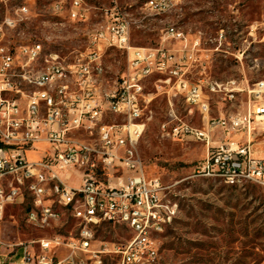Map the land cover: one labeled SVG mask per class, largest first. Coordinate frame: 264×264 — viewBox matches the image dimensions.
Returning a JSON list of instances; mask_svg holds the SVG:
<instances>
[{"label": "built area", "instance_id": "1", "mask_svg": "<svg viewBox=\"0 0 264 264\" xmlns=\"http://www.w3.org/2000/svg\"><path fill=\"white\" fill-rule=\"evenodd\" d=\"M113 2L105 22L87 32L85 50L73 59L47 52L41 42L10 40L17 20L7 16L0 21V220L9 206L28 198L26 220L37 230L59 226L64 211L77 222L75 235L39 238L29 244L0 240V259L5 262L106 264L117 256L115 264H163L160 237L179 217L181 207L175 198L177 183L165 184L147 174L139 152L147 125L146 82L159 77L191 108L208 114L203 86L186 76L188 67L202 59L198 54L202 34L189 40L181 28L170 25L161 46H132L138 21L119 7L118 0ZM178 3L148 0L141 9L164 15ZM52 12L57 17L67 13L78 22L89 19L83 0L56 2ZM16 13L21 20L27 18V3ZM169 41L178 42L180 48L163 46ZM106 48L127 53V69L113 81L103 61ZM207 87L227 101L240 90L236 81H213ZM248 92L254 100L245 112L208 118L203 128L172 124L174 120L163 123V133L174 140L206 144L207 154L195 176L230 187H264V154L257 155L254 138L264 132V81ZM40 143L47 149L39 160L29 161L28 150ZM70 200H77L78 208H70ZM105 224L123 225L132 236L124 244L102 242L97 247V231ZM62 250L65 253L59 255Z\"/></svg>", "mask_w": 264, "mask_h": 264}, {"label": "rangeland", "instance_id": "2", "mask_svg": "<svg viewBox=\"0 0 264 264\" xmlns=\"http://www.w3.org/2000/svg\"><path fill=\"white\" fill-rule=\"evenodd\" d=\"M70 0H0V21L7 16L17 25L9 39L25 43L41 42L45 50L58 51L73 59L87 46V32L106 20V10L114 7L113 0H83L89 19L78 22L67 13L55 16L52 6ZM148 0H118L122 10L131 12L138 23L133 27L131 45L159 47L170 25L184 31L189 40L202 34L199 63L188 67L187 78L203 86L208 96L209 113L191 108L183 96L165 86L154 76L146 82L149 103L146 109V129L139 142V152L147 174L160 177L165 184H175L181 212L175 222L160 237L163 264H264V187L249 184L230 187L223 182L195 176V168L207 154L204 142L174 140L165 135L162 125L184 122L203 128L208 118L227 117L243 111L248 99L254 100L249 88L264 81V0H179L173 11L164 15L143 12ZM27 3L29 13L21 20L16 11ZM58 23V24H56ZM163 46L179 49L178 42ZM103 61L107 77L113 81L127 69V53L106 48ZM236 81L239 92L232 102L221 94L209 92V82ZM239 92V93H238ZM217 140L219 138H216ZM256 149L264 152V136L255 141ZM45 144L28 150L29 161L42 157ZM76 183V180H73ZM28 198L24 203L11 205L0 220V240L5 244H29L39 238L55 235H75L77 222L68 212L61 224L52 229L37 230L26 220ZM131 232L123 225H102L96 234L95 245L124 244ZM39 252V246L34 244ZM2 252V250H1ZM8 252V251H6ZM64 254L62 250L58 254ZM22 256V250L19 257ZM119 257L109 258L106 264L117 263ZM10 264L0 259L2 264Z\"/></svg>", "mask_w": 264, "mask_h": 264}, {"label": "crops", "instance_id": "3", "mask_svg": "<svg viewBox=\"0 0 264 264\" xmlns=\"http://www.w3.org/2000/svg\"><path fill=\"white\" fill-rule=\"evenodd\" d=\"M72 0H70V2H71ZM170 49V48H169ZM173 50H175V49H173ZM238 88H239V86H238ZM240 90H239V92H241V91H243V90H245L244 88H239ZM238 92V93H239ZM236 98H237V96H236ZM250 101H252V99H248V102H247V105H248V103L250 102ZM230 102H232V101H230ZM247 105H246V107H245V109L243 110V111H239V112H245V110H246V108H247ZM238 113V112H237ZM232 114H234V113H232ZM264 136V132L262 133H259V134H256L255 136H254V138H255V141L257 140V139H259V138H261V137H263ZM255 150L257 151V155L258 156H263V154H264V152H261V151H259L258 149H256V144H255Z\"/></svg>", "mask_w": 264, "mask_h": 264}, {"label": "bare ground", "instance_id": "4", "mask_svg": "<svg viewBox=\"0 0 264 264\" xmlns=\"http://www.w3.org/2000/svg\"><path fill=\"white\" fill-rule=\"evenodd\" d=\"M70 208H78V201L70 200Z\"/></svg>", "mask_w": 264, "mask_h": 264}]
</instances>
